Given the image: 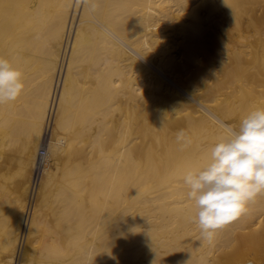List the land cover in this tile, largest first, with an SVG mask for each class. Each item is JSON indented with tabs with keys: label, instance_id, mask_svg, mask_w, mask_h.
<instances>
[{
	"label": "bare ground",
	"instance_id": "bare-ground-1",
	"mask_svg": "<svg viewBox=\"0 0 264 264\" xmlns=\"http://www.w3.org/2000/svg\"><path fill=\"white\" fill-rule=\"evenodd\" d=\"M93 2L0 0V264L264 261V195L209 244L183 183L264 108V0Z\"/></svg>",
	"mask_w": 264,
	"mask_h": 264
},
{
	"label": "clouds",
	"instance_id": "clouds-1",
	"mask_svg": "<svg viewBox=\"0 0 264 264\" xmlns=\"http://www.w3.org/2000/svg\"><path fill=\"white\" fill-rule=\"evenodd\" d=\"M92 11L96 4L84 0ZM24 74L0 56V105L14 103L25 90ZM225 134L209 149L208 162L183 177L187 198L194 201L200 236L211 244L220 229L246 213L250 203L264 195V108L250 112L238 128L220 125ZM181 148L191 144L184 130L176 134Z\"/></svg>",
	"mask_w": 264,
	"mask_h": 264
},
{
	"label": "rangeland",
	"instance_id": "rangeland-1",
	"mask_svg": "<svg viewBox=\"0 0 264 264\" xmlns=\"http://www.w3.org/2000/svg\"><path fill=\"white\" fill-rule=\"evenodd\" d=\"M48 157H49V156L46 154V160H45L44 164H45V166H46L47 168H50V166H51V164H52V163H51L52 160H51L50 157H49V158H48ZM42 171H43V170H42ZM40 175H41V172H40ZM38 176H39V174H38ZM263 218H264V215H261L260 218H259L258 220H261V221H262ZM253 220H254L255 222H254ZM253 220H252V221H253L252 223H256L255 218H254ZM263 220H264V219H263ZM250 225H251V224H250ZM248 226H249V225H248ZM248 226H247V224H246V226L244 227L246 230L243 228L244 230L241 229V231L239 232V230H240V229H239V230H236V231H237L236 233H237V234H242V232H243V233H245V231L247 232V231L249 230V228H250V227H248ZM254 227L256 228V227H257V224H256V226H255V224H254ZM254 227H253V228H254ZM247 228H248V229H247ZM260 263L263 264L264 261H262V262H260ZM260 263H259V264H260Z\"/></svg>",
	"mask_w": 264,
	"mask_h": 264
},
{
	"label": "built area",
	"instance_id": "built-area-1",
	"mask_svg": "<svg viewBox=\"0 0 264 264\" xmlns=\"http://www.w3.org/2000/svg\"><path fill=\"white\" fill-rule=\"evenodd\" d=\"M45 154H46L45 150L44 149H40L39 156L41 157L42 155H45Z\"/></svg>",
	"mask_w": 264,
	"mask_h": 264
}]
</instances>
